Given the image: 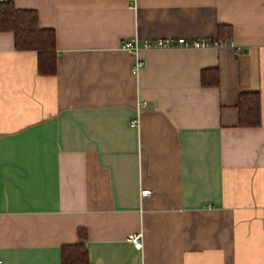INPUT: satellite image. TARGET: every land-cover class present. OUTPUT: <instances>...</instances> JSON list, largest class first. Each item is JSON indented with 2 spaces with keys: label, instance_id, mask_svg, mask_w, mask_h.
Returning a JSON list of instances; mask_svg holds the SVG:
<instances>
[{
  "label": "crops",
  "instance_id": "crops-1",
  "mask_svg": "<svg viewBox=\"0 0 264 264\" xmlns=\"http://www.w3.org/2000/svg\"><path fill=\"white\" fill-rule=\"evenodd\" d=\"M3 1L36 11L57 55L39 74L0 32L3 263L61 264L81 228L89 264H264V0ZM133 36L231 44L144 49L136 75ZM244 92L258 126L239 124Z\"/></svg>",
  "mask_w": 264,
  "mask_h": 264
},
{
  "label": "trees",
  "instance_id": "trees-1",
  "mask_svg": "<svg viewBox=\"0 0 264 264\" xmlns=\"http://www.w3.org/2000/svg\"><path fill=\"white\" fill-rule=\"evenodd\" d=\"M0 32H11L14 35L16 50L37 53L39 74L54 75L56 73L55 32L52 29L40 27L36 11L19 9L11 1H1ZM218 82L219 76L216 68L203 70V86H216ZM238 108L240 126L254 127L260 124V96L257 92L241 93ZM78 238L76 244L62 248L61 264H89L85 229L78 230Z\"/></svg>",
  "mask_w": 264,
  "mask_h": 264
},
{
  "label": "built area",
  "instance_id": "built-area-1",
  "mask_svg": "<svg viewBox=\"0 0 264 264\" xmlns=\"http://www.w3.org/2000/svg\"><path fill=\"white\" fill-rule=\"evenodd\" d=\"M3 0H0V2ZM228 38L215 39V38H199V39H185L179 37L173 38H157V39H144L141 40L137 36L124 39L121 43L122 49L126 50L133 58L132 72L138 74L139 71L145 66V60L140 56L144 49H160V48H206V47H220L230 45ZM144 105L141 103L140 106ZM132 125H138V118L132 120ZM142 195L150 194V190L145 189L141 192ZM129 241L133 244L134 248L140 250L142 248V233L138 232L129 236ZM0 264H4L0 259Z\"/></svg>",
  "mask_w": 264,
  "mask_h": 264
}]
</instances>
